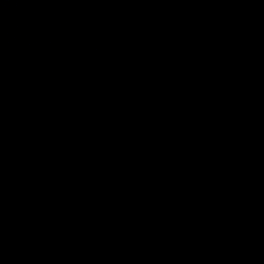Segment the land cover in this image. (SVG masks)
Instances as JSON below:
<instances>
[{
  "label": "water",
  "instance_id": "95a60500",
  "mask_svg": "<svg viewBox=\"0 0 264 264\" xmlns=\"http://www.w3.org/2000/svg\"><path fill=\"white\" fill-rule=\"evenodd\" d=\"M0 264H264V0H0Z\"/></svg>",
  "mask_w": 264,
  "mask_h": 264
}]
</instances>
